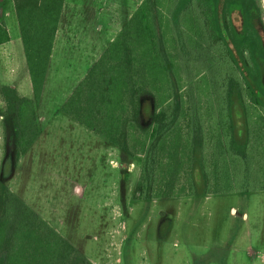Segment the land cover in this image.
Returning a JSON list of instances; mask_svg holds the SVG:
<instances>
[{"label": "trees", "instance_id": "16d2710c", "mask_svg": "<svg viewBox=\"0 0 264 264\" xmlns=\"http://www.w3.org/2000/svg\"><path fill=\"white\" fill-rule=\"evenodd\" d=\"M220 1L226 9L231 3L143 0L137 9L141 20L133 29V37L143 45L138 61L142 77L133 82L128 70L107 71L98 80L103 86L97 106L91 103L93 96L81 99L82 84L60 109L62 116L122 151L126 145L117 140L124 137L125 126L139 133L134 154L141 156L137 187L143 200L168 196L181 181L179 194L191 197L200 192L203 196L264 192V105L241 73L227 31L228 39L222 33L229 21L226 9L224 19L216 14ZM13 2L33 92L28 99L17 97L9 87L3 89L7 107L2 126L15 166L39 134L36 108L64 0ZM163 9L172 10L176 30L169 29V19L160 13ZM3 19L0 11V45L9 41ZM170 42H176L174 57ZM233 46L250 78L257 81L251 58L253 50L262 51L258 37L234 41ZM192 63L200 76L197 83L188 68ZM187 69L184 81L180 75ZM146 95L152 99V109L141 125L139 119L148 112L142 107ZM12 164L6 160V169ZM5 179L0 178V264H92L16 196ZM163 182L170 191L157 193Z\"/></svg>", "mask_w": 264, "mask_h": 264}, {"label": "rangeland", "instance_id": "374dc122", "mask_svg": "<svg viewBox=\"0 0 264 264\" xmlns=\"http://www.w3.org/2000/svg\"><path fill=\"white\" fill-rule=\"evenodd\" d=\"M142 1L86 0V4L92 13L132 17L125 26L128 30L141 20L142 12L137 9ZM11 3L14 5L13 0H0V11L10 8ZM225 9L224 3L218 2L219 20L225 18ZM226 10L229 27L226 22L224 29L230 37V49L264 105V0H231ZM160 13L169 19V29L176 30L172 10ZM250 32L258 37L262 50H253L251 58L259 74L257 81L250 78L233 46L234 41L253 38ZM11 35L17 62L23 58L21 42L13 32ZM136 43L129 47L127 60L119 67L128 70L133 82L142 77L138 61L143 45L138 40ZM175 45L169 43L173 57ZM1 65L5 66V61L0 56ZM188 68L192 82L197 83V66L192 63ZM3 71L4 67L0 69ZM186 73L188 69L181 71L184 81ZM100 79L95 75L88 86H83L82 100L93 96L91 103L97 106L103 86ZM7 82L4 72L0 73V178H6L10 190L92 264H264V192L208 196L200 192L191 197L187 192L179 194L181 181L172 194L143 200L137 187L141 156L134 154L141 139L130 125L124 128V137L117 140L126 145L122 151L61 114L43 120L36 108L39 134L14 166L12 146L2 126ZM182 85L187 87V82ZM151 103L150 96H144L142 107L148 112L139 124L149 120ZM8 159L12 164L9 170L5 166ZM194 174L200 182L197 168ZM158 191L162 194L170 187L163 182Z\"/></svg>", "mask_w": 264, "mask_h": 264}, {"label": "crops", "instance_id": "0c3cea01", "mask_svg": "<svg viewBox=\"0 0 264 264\" xmlns=\"http://www.w3.org/2000/svg\"><path fill=\"white\" fill-rule=\"evenodd\" d=\"M86 3V0H64L63 2L37 107V113L43 120L60 114L61 107L76 89L82 84L88 86L93 76L103 75L104 67L110 72H114L115 68L120 70V63L124 59L127 60L129 47L137 41L133 37L136 23L130 27L131 29L126 30L125 27L132 17L128 19L121 14L113 17L96 11L92 13L89 12L90 7ZM13 6L11 3L10 8L1 11L9 41L0 45V56L5 61V66L1 65L0 69L4 67V76L8 81L6 85L4 84L5 88H11L19 98L32 99V85L21 39L18 40L21 42L23 58L19 57L20 59L16 62L13 53L12 32L20 38ZM112 47L113 54H110ZM134 47L136 50L137 43ZM106 54L105 61L100 67L103 69L99 68L92 73ZM107 61L109 65L104 66ZM111 65L114 66L113 71L110 68ZM3 72H0L1 75Z\"/></svg>", "mask_w": 264, "mask_h": 264}, {"label": "water", "instance_id": "95a60500", "mask_svg": "<svg viewBox=\"0 0 264 264\" xmlns=\"http://www.w3.org/2000/svg\"><path fill=\"white\" fill-rule=\"evenodd\" d=\"M221 26H222V24H221ZM222 33L225 35V39H228L227 33H226V30L225 29L222 30Z\"/></svg>", "mask_w": 264, "mask_h": 264}]
</instances>
